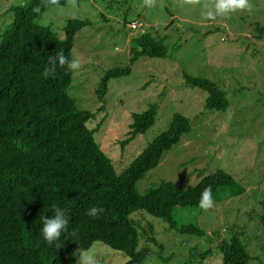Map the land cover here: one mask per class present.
Masks as SVG:
<instances>
[{
  "label": "rangeland",
  "instance_id": "obj_1",
  "mask_svg": "<svg viewBox=\"0 0 264 264\" xmlns=\"http://www.w3.org/2000/svg\"><path fill=\"white\" fill-rule=\"evenodd\" d=\"M23 3L0 0V34L12 22L10 9ZM250 4L251 12L237 11L204 21L202 5L180 6L177 0H156L152 8L144 7L142 0H77L75 7L67 3L50 7L37 20L60 39L69 19L90 22L74 38L73 55L80 59L81 68L73 71L69 95L77 109L93 112L86 125L98 128L94 140L117 173L168 128L174 114L190 120L189 133L137 182L139 193L162 181L194 186L200 172L207 175L216 170L229 174L243 190L230 197L229 190L220 188L208 210L174 209L176 227L192 224L205 233L202 237L181 235L169 229L165 220L144 211L130 214L139 233L138 250L148 249L140 264H222L217 243L234 234L253 257L249 264H264V228L259 222L264 214V30L254 28L258 24L264 29V0H250ZM133 20L143 24L137 33L128 28ZM145 33L162 40L166 56L139 58L128 75L108 81L107 91L99 99L95 91L105 72L129 65L131 39ZM185 76L218 86L227 109H205L207 93L187 87ZM151 105L157 107L153 125L122 146L131 115ZM147 226L152 229L147 233L163 245L161 253L145 241ZM90 248L100 252V264L129 260L100 242ZM208 249L211 253L203 256Z\"/></svg>",
  "mask_w": 264,
  "mask_h": 264
},
{
  "label": "trees",
  "instance_id": "obj_2",
  "mask_svg": "<svg viewBox=\"0 0 264 264\" xmlns=\"http://www.w3.org/2000/svg\"><path fill=\"white\" fill-rule=\"evenodd\" d=\"M22 1L21 6L10 9L12 22L0 34V264H78V252L95 242L122 252L129 258L125 264H140L148 249L138 250L139 233L129 218L136 211L165 220L169 229L181 235L204 236L192 224L177 228L173 211L178 207L201 209V193L208 187L213 196L222 187L229 190L230 197L243 193L229 174L222 170L207 175L200 172L194 186L162 181L144 193L137 190V182L189 133L190 120L174 114L168 128L117 173L94 140L98 128L86 125L93 112L77 109L69 95L73 71L57 65L54 74L43 75L49 57L57 53L69 60L74 57V38L90 22L69 19L60 39L49 27L37 23L50 7H44L41 0ZM66 3L60 0V6ZM36 6L41 7V13L32 12ZM254 28L261 33L264 30L258 24ZM130 45L129 65L105 72L95 91L99 99L104 97L108 81L128 75L139 58L160 59L167 54L162 40L150 33L133 36ZM185 85L207 93L205 109H227L224 93L209 80L185 76ZM156 113L155 105L133 113L128 138L121 145L145 133ZM91 207L103 212L91 217L86 214ZM56 208L64 211L68 225L61 237L49 244L41 228L43 219L53 215ZM259 222L264 228V214ZM147 232H152L151 226L146 228L145 241L152 242L161 253L163 245ZM141 234L143 237L144 232ZM216 247L222 264L254 260L237 234L219 240Z\"/></svg>",
  "mask_w": 264,
  "mask_h": 264
},
{
  "label": "clouds",
  "instance_id": "obj_3",
  "mask_svg": "<svg viewBox=\"0 0 264 264\" xmlns=\"http://www.w3.org/2000/svg\"><path fill=\"white\" fill-rule=\"evenodd\" d=\"M67 4L75 7L77 0H66ZM44 7L60 6V0H41ZM143 6L152 8L156 4V0H142ZM180 6H197L202 5L201 18L204 21H215L218 17H227L231 13L237 11H249L253 10V6L250 4V0H177ZM32 12L39 14L41 13V7H33ZM49 67L45 70L43 75L47 78L49 75L54 74L57 65L67 68L71 71H76L81 68V61L75 56L69 60L63 53H57L55 57H49ZM214 206V200L212 190L210 187L205 188L199 200V207L203 210H208ZM103 212L102 208L91 207L87 210V215L91 217H97ZM68 219L64 211L60 208L54 210V214L50 217L43 219L41 228V234L44 240L52 244L57 241L62 232L67 230ZM100 252L95 249L81 250L78 252V264H100L99 260Z\"/></svg>",
  "mask_w": 264,
  "mask_h": 264
},
{
  "label": "built area",
  "instance_id": "obj_4",
  "mask_svg": "<svg viewBox=\"0 0 264 264\" xmlns=\"http://www.w3.org/2000/svg\"><path fill=\"white\" fill-rule=\"evenodd\" d=\"M142 27H143V24L136 20H133L128 24V28L130 32L135 31L137 33Z\"/></svg>",
  "mask_w": 264,
  "mask_h": 264
}]
</instances>
